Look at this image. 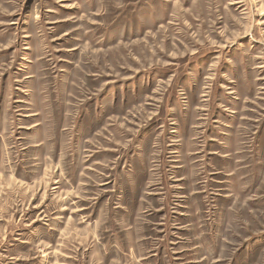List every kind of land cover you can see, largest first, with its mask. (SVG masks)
Wrapping results in <instances>:
<instances>
[{"label": "rangeland", "instance_id": "374dc122", "mask_svg": "<svg viewBox=\"0 0 264 264\" xmlns=\"http://www.w3.org/2000/svg\"><path fill=\"white\" fill-rule=\"evenodd\" d=\"M0 264H264V0H0Z\"/></svg>", "mask_w": 264, "mask_h": 264}]
</instances>
